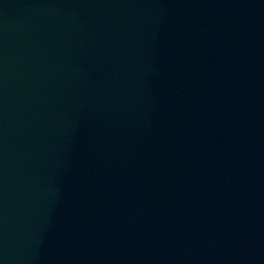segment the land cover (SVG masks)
Returning a JSON list of instances; mask_svg holds the SVG:
<instances>
[{
    "label": "water",
    "instance_id": "obj_1",
    "mask_svg": "<svg viewBox=\"0 0 264 264\" xmlns=\"http://www.w3.org/2000/svg\"><path fill=\"white\" fill-rule=\"evenodd\" d=\"M0 264H264V0H0Z\"/></svg>",
    "mask_w": 264,
    "mask_h": 264
}]
</instances>
